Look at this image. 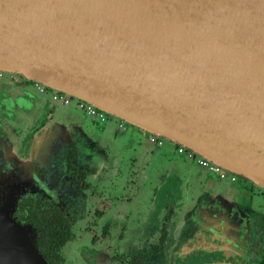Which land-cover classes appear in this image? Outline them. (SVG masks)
Instances as JSON below:
<instances>
[{"label": "water", "instance_id": "95a60500", "mask_svg": "<svg viewBox=\"0 0 264 264\" xmlns=\"http://www.w3.org/2000/svg\"><path fill=\"white\" fill-rule=\"evenodd\" d=\"M0 70L264 189V0H0ZM0 264H46L5 209Z\"/></svg>", "mask_w": 264, "mask_h": 264}, {"label": "flooded vegetation", "instance_id": "af4514ba", "mask_svg": "<svg viewBox=\"0 0 264 264\" xmlns=\"http://www.w3.org/2000/svg\"><path fill=\"white\" fill-rule=\"evenodd\" d=\"M54 91L0 70V209L32 228L46 264H264L263 188L202 175L177 144L162 153L165 139L106 113L97 120L76 107L81 99L59 91L52 100ZM195 175L191 205L183 188ZM57 214L68 232L42 244L38 221Z\"/></svg>", "mask_w": 264, "mask_h": 264}, {"label": "built area", "instance_id": "2783aa9c", "mask_svg": "<svg viewBox=\"0 0 264 264\" xmlns=\"http://www.w3.org/2000/svg\"><path fill=\"white\" fill-rule=\"evenodd\" d=\"M67 96V94H65ZM58 97H61V93L59 91H54L53 94L51 95V99L55 100ZM67 99H60V104H66ZM76 107L82 111H84L87 115H92L94 116L97 120H103L105 117V112L101 111L100 109L90 105L87 102L79 100L76 103ZM158 144H161L160 139L157 141ZM177 152L183 153L184 156L189 159V160H195L197 164L200 166L205 167L208 171L212 173H218L220 177H224L227 175L232 176L231 174H228L227 172L221 170L211 162L205 160L204 158H201L197 156L196 154L192 153L191 151L186 150L184 147L177 145Z\"/></svg>", "mask_w": 264, "mask_h": 264}, {"label": "rangeland", "instance_id": "374dc122", "mask_svg": "<svg viewBox=\"0 0 264 264\" xmlns=\"http://www.w3.org/2000/svg\"><path fill=\"white\" fill-rule=\"evenodd\" d=\"M58 106V105H57ZM68 107H71V108H74L75 107V105L74 104H71V105H69ZM57 108V107H56ZM60 108V105L58 106V109ZM63 108V107H62ZM77 112H79L80 113V111L75 107L74 108ZM73 110V109H72ZM57 120L58 121H62V116L61 115H59L58 116V118H57ZM52 123H50V122H47L46 123V125H45V127H44V129H43V133L44 132H48V131H50V129H51V127H52ZM105 128H107V129H111L112 127H113V121H111V122H107V123H105ZM133 127L132 126H128V130L126 131V132H124L123 134H128L130 131V129H132ZM107 129H105L106 131H107ZM124 136H126V135H124ZM164 146L166 147V148H171V142H168L167 140L164 142ZM98 149H100V145H99V147H97ZM124 149V148H123ZM123 149H122V151H123ZM150 164H154V160L153 159H151L150 160ZM192 165L190 166V168H191V170H192V168L194 167L195 168V162H193V163H191ZM190 172H192V171H190ZM206 173V175H208V176H210L211 175V173L210 172H208L206 169L205 170H203V172H202V175H205V173ZM146 174H148V171L146 170ZM205 175V176H206ZM204 176V177H205ZM212 176V175H211ZM203 178V177H202ZM187 181H188V179H186ZM185 180V185H184V190L185 191H189L190 193H193L192 195V198L191 199H193V202H190V204L192 205V204H194L195 203V199H196V197L195 196H198L199 194H198V191L197 190H195V188H199V187H194V184H198L197 182H200V179L195 175V176H193V179L192 180H190V182L189 183H187V181ZM173 192H175L174 190H173V187L172 188H170V190H169V192H168V195L169 196H171L172 197V195H173ZM188 194V193H187ZM112 214H115L114 212H112L111 211V213H110V216H113ZM115 217V216H114ZM116 218V217H115ZM116 221H117V219H116Z\"/></svg>", "mask_w": 264, "mask_h": 264}, {"label": "trees", "instance_id": "16d2710c", "mask_svg": "<svg viewBox=\"0 0 264 264\" xmlns=\"http://www.w3.org/2000/svg\"><path fill=\"white\" fill-rule=\"evenodd\" d=\"M53 214V213H51ZM58 217H47L45 216V220H44V225H42L41 220L38 221V226H39V230H37V234H38V240L42 243V244H49L52 242V235L54 234H58L60 237V241L62 242V240H64L66 232H68V229L63 230V227H67L69 225L68 221L64 218L63 215H58ZM37 226V228H38ZM43 226L46 227L47 229H43ZM60 228V230L58 229ZM63 235V239H62V234ZM49 252L52 253V251L49 249Z\"/></svg>", "mask_w": 264, "mask_h": 264}, {"label": "crops", "instance_id": "0c3cea01", "mask_svg": "<svg viewBox=\"0 0 264 264\" xmlns=\"http://www.w3.org/2000/svg\"><path fill=\"white\" fill-rule=\"evenodd\" d=\"M155 147H157V146H155ZM161 147V148H160ZM157 148H160L161 150V152L163 153V152H168L169 150H170V147L169 148H166L164 145H162V146H159V147H157ZM157 148H155V149H157ZM182 157H183V159H186V160H188L189 161V159H187L185 156H183L182 155ZM206 169V168H205ZM207 170V169H206ZM208 171V170H207ZM208 172H210V171H208ZM210 173H212V172H210Z\"/></svg>", "mask_w": 264, "mask_h": 264}]
</instances>
